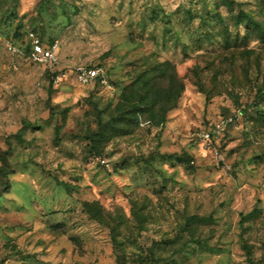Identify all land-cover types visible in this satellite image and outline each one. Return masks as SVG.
I'll return each mask as SVG.
<instances>
[{
  "label": "rangeland",
  "instance_id": "374dc122",
  "mask_svg": "<svg viewBox=\"0 0 264 264\" xmlns=\"http://www.w3.org/2000/svg\"><path fill=\"white\" fill-rule=\"evenodd\" d=\"M0 264H264V0H0Z\"/></svg>",
  "mask_w": 264,
  "mask_h": 264
},
{
  "label": "built area",
  "instance_id": "2783aa9c",
  "mask_svg": "<svg viewBox=\"0 0 264 264\" xmlns=\"http://www.w3.org/2000/svg\"><path fill=\"white\" fill-rule=\"evenodd\" d=\"M32 43L30 58L45 67L52 68L59 63V53L57 44L43 45V43L31 33ZM76 78L82 83H89L95 80H100L106 83L105 75L103 70L99 67L94 66H81L76 72Z\"/></svg>",
  "mask_w": 264,
  "mask_h": 264
}]
</instances>
